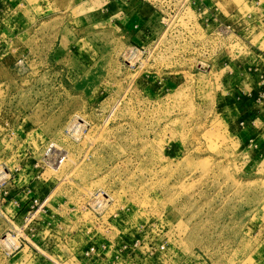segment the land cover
<instances>
[{"label": "rangeland", "instance_id": "374dc122", "mask_svg": "<svg viewBox=\"0 0 264 264\" xmlns=\"http://www.w3.org/2000/svg\"><path fill=\"white\" fill-rule=\"evenodd\" d=\"M55 10L0 11V264H264V0Z\"/></svg>", "mask_w": 264, "mask_h": 264}, {"label": "crops", "instance_id": "0c3cea01", "mask_svg": "<svg viewBox=\"0 0 264 264\" xmlns=\"http://www.w3.org/2000/svg\"><path fill=\"white\" fill-rule=\"evenodd\" d=\"M108 3H110V1ZM53 7L56 8L55 11L58 10L57 11L58 13H53V12L47 13V15L45 14V18H44L45 19L44 24L50 27L49 28L50 37H51V33H50L51 30L56 31L58 29L61 30L65 28L64 26H62V24L53 25L52 22L54 21V19H57V18H53V16H57V15H62L58 17L61 18L64 17V15L72 16L76 14L79 15L78 17L79 19L81 18L83 19L84 16H86L88 20L87 21L88 26L92 27L95 30V0H0V11L2 13H5V15L14 14V13L15 14L19 13L20 15V13L22 12L24 13L27 11L29 13L31 12L30 15H34L36 14L34 13L36 11H43L45 13L48 10H52ZM17 20L20 21V17H17ZM47 20H49V22ZM114 20L119 21L116 18H114ZM47 36L48 35L45 36V39L47 38ZM30 37L32 38V36ZM64 42L65 39L61 37V39H59L58 45L60 47H64L65 46ZM260 85H264V81H262ZM261 93H264V91H262ZM5 191L7 196L6 199L7 204L5 205V207H9L12 204L19 205V200L21 197V194H19L20 189H16V187H14V189H11L10 187H8V191L7 190ZM15 257L16 255H14L11 259L13 260L15 259Z\"/></svg>", "mask_w": 264, "mask_h": 264}, {"label": "built area", "instance_id": "2783aa9c", "mask_svg": "<svg viewBox=\"0 0 264 264\" xmlns=\"http://www.w3.org/2000/svg\"><path fill=\"white\" fill-rule=\"evenodd\" d=\"M7 173H9V171L0 168V193H1V189L4 187V185H6V183H8L11 180V176L7 177ZM10 175V174H9ZM3 195H6V191L3 192ZM103 194H99L98 198L101 197ZM106 198H102L99 202V204H101L102 206L107 202ZM2 199L0 198V203H1ZM32 207L31 208H35L36 206H39V201H37L36 199L31 203ZM40 208V206H39Z\"/></svg>", "mask_w": 264, "mask_h": 264}, {"label": "bare ground", "instance_id": "6f19581e", "mask_svg": "<svg viewBox=\"0 0 264 264\" xmlns=\"http://www.w3.org/2000/svg\"><path fill=\"white\" fill-rule=\"evenodd\" d=\"M77 122H78V121H76V124H77ZM81 126H82V124L79 125V127H81ZM73 128H75V126H74ZM79 129H81V128H79ZM8 175H9V174H8ZM6 241L12 246V244H11L12 239H11V238H8Z\"/></svg>", "mask_w": 264, "mask_h": 264}]
</instances>
